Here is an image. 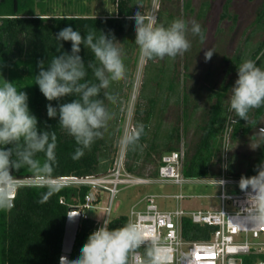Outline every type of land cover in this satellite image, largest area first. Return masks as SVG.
Returning <instances> with one entry per match:
<instances>
[{"label": "trees", "instance_id": "16d2710c", "mask_svg": "<svg viewBox=\"0 0 264 264\" xmlns=\"http://www.w3.org/2000/svg\"><path fill=\"white\" fill-rule=\"evenodd\" d=\"M48 0H0V76L9 82H14L18 90L26 92L30 111L37 117L38 130L43 127L46 130H54L56 133V159L53 164L51 178L70 179L87 178L106 173L113 163L112 148L114 144V133L116 120L109 122L104 135L93 140L91 146L76 159L71 157L74 150V141L58 125V118H49L46 115L45 105L47 103L57 104L56 100L47 101L38 87L35 85V75L38 72V62L47 67L48 60L54 55H59L57 42L54 34L66 25L74 30H79L83 36L89 29L100 30L106 34L111 31L114 41L127 36L132 29L133 21L128 19L133 12V5L128 0H117V13L104 16H92L89 14L88 6L84 5L77 12L55 13ZM85 1V0H83ZM207 2V1H206ZM79 11V12H78ZM158 21V18H157ZM263 36L251 45L254 46L245 58H250L264 67V27ZM134 33V31H133ZM135 35V33H134ZM251 36L248 41L252 40ZM247 41V42H248ZM60 51H69L70 42L60 41ZM82 60L87 62L91 54L83 45L80 46ZM249 50V49H248ZM247 50V51H248ZM244 59V58H242ZM224 60H227L224 57ZM153 63V60H150ZM149 61V62H150ZM142 85V92L146 87H153L152 96L146 98L149 102L157 105L159 100L155 99L157 88L164 87V77L160 78L159 70L151 79L147 78L148 65ZM241 62H233V73H236V65ZM169 70V84L172 89L170 100L165 107L171 103L188 104L189 94L184 89L185 79L191 76L190 72L185 74V79L178 80L175 76L174 65ZM166 70V66L164 67ZM166 72V71H164ZM234 77L229 83L219 90L209 93L211 103L201 124L198 125L197 140L193 149L181 151L179 142L181 139L179 125L175 124L162 133V122L149 137L152 130L150 124L151 110L145 115L138 109L134 124L140 121L144 124V133L140 137L139 144L135 150L126 152V167L129 171L146 176H155L160 165L161 156L169 151H180L183 153L182 169L185 176H218L222 173L219 166L222 160V140L226 122L230 119L234 122L230 137L235 140L239 133L247 134L259 122L264 114V105L249 112L248 121L234 117L233 113L227 111L226 98L229 89L234 82ZM184 89V91H183ZM141 97L145 98V96ZM165 92V90H164ZM66 96L60 99V103L71 100ZM213 99V101H212ZM158 106V105H157ZM154 111L162 110L158 107ZM184 115V113H183ZM191 114L184 123V128L189 126ZM151 128V129H150ZM176 138L174 141L173 139ZM147 149H142L143 145ZM136 152V154H134ZM264 154V140L260 146V153L252 163L246 167L241 175L245 177L256 174L257 165ZM134 156V162L130 159ZM142 160L139 164V160ZM153 163H155L153 165ZM236 173V172H235ZM17 178L36 179L24 168L15 172ZM49 177H43L45 179ZM44 182L23 183L18 186L15 197L12 199L13 206L10 209L0 210V264H58L61 254L62 239L65 229V221L68 207L72 203H79L85 199V195L91 190L88 184H76L71 182L57 183L60 187L48 193ZM63 200V201H61ZM128 216L125 214L113 217L108 225L109 229L122 226ZM95 229L93 219H83L80 224L75 246L71 257L78 254L79 247L85 242L88 234ZM215 227L210 225H199L193 223L189 218L183 219V235L187 239H208ZM255 258L254 255L245 257L246 264Z\"/></svg>", "mask_w": 264, "mask_h": 264}, {"label": "clouds", "instance_id": "9594fccd", "mask_svg": "<svg viewBox=\"0 0 264 264\" xmlns=\"http://www.w3.org/2000/svg\"><path fill=\"white\" fill-rule=\"evenodd\" d=\"M135 33L134 44L146 60L174 58L190 47L187 33L205 39L201 25L185 19L174 18L167 22L157 21L146 15L139 6L133 7L131 16ZM59 55L47 62H38L35 85L47 101L57 104L45 105L49 118H58V125L74 141L73 159L81 156L93 140L104 135L115 113L113 107L122 104L120 93L111 87L114 81L126 78V65L121 44H117L111 31L89 29L81 35L79 30L66 25L54 34ZM60 41L70 42L69 51H60ZM81 45L91 54L85 62L80 55ZM215 51L209 47L204 59H210ZM14 82L0 76V210L10 209L13 201L9 192L15 187V172L21 168L37 180L49 177L44 185L48 193L56 191L57 184L51 173L56 159V133L41 127L37 117L30 111L26 92L18 90ZM71 100L60 103L63 97ZM264 105V67L255 60L244 58L236 65V79L226 98L227 111L245 121L249 112ZM264 130V129H262ZM144 133L140 121L126 129L117 140L125 151L135 150ZM256 174L241 176L239 188L245 194V215L236 220L252 228L264 224V159L254 166ZM221 183L220 181H216ZM70 215H75L71 213ZM146 215L135 206L129 209L128 218L120 227L109 229L112 220L107 214L85 242L78 254L71 258L61 256L58 264H169L187 259L190 252L180 254L179 241H170L152 233V225L137 217ZM99 216V215H98ZM228 264H232L229 260ZM264 264V261L258 262Z\"/></svg>", "mask_w": 264, "mask_h": 264}, {"label": "rangeland", "instance_id": "374dc122", "mask_svg": "<svg viewBox=\"0 0 264 264\" xmlns=\"http://www.w3.org/2000/svg\"><path fill=\"white\" fill-rule=\"evenodd\" d=\"M128 1L133 6H139L140 10L146 15L158 18L159 22L182 18L190 25L192 21H195L201 25L205 33V39L200 40L199 36L188 32L187 38L190 41V47L187 51L174 58H154L152 59L153 63L140 56L139 50L134 44L133 23L131 32L117 41V44H121L127 72L125 79L114 81L111 85L113 89L120 93L122 104L113 107L115 113L113 119L116 120L117 125L112 148L113 163L110 168H112L120 154L121 148L118 146L117 140L126 129H131L135 126L134 119L138 115V109L142 111L139 114L144 115L147 110H151L149 116L152 120L150 124L152 130L149 131V137L154 134L161 122L162 133L168 131L172 125L177 124L181 135L179 142L181 151H191L197 140L198 125L204 120L206 111L211 103V100H209L211 89L219 90L233 77L236 79V73L232 71L233 62H237L239 59L242 60V58L249 55L254 46L249 48L246 43L251 45L256 40L261 39L263 36L262 28L264 27V0ZM47 5L51 6L55 13L77 12L84 5L88 6L89 14L92 16L117 13V0H48ZM251 36L253 39L247 42ZM209 47L215 52L210 59L205 61L204 51ZM224 57L227 60H224ZM148 62V74L150 75L147 78L151 79V77L159 73V70H163V72H160V78L164 77V87L161 86V89H155V99L160 101L157 103L158 106L155 105V107L154 103L149 102L146 98V96H152L153 87L148 86L142 92ZM261 63L264 65V61ZM172 64L175 66L173 73L178 80L182 81V79H185L187 72L191 74L190 77L184 80L185 84L183 86L188 91L189 102L188 104L184 102L176 105L171 100V103L164 109V104L169 102L172 94V89L169 86L171 83L169 70L167 69L168 67L170 69ZM165 66L166 70L164 69ZM141 92L145 98L141 97ZM153 107L162 108V110L154 111ZM188 114H191V117H189V126L185 129L184 123L188 119L186 118ZM230 117L226 122L222 137V160L219 166H215V169L217 170L220 167L222 171L224 170L227 177H238L243 176L241 173L260 153V146L264 140V132L261 131V128H264V114L249 133H239L235 140L230 137L234 124ZM113 119L110 123H112ZM173 140L175 141L176 138ZM145 145H143L141 150L147 149ZM262 159H264V154ZM139 161L140 164L142 160L140 159ZM130 162H134V156H132ZM229 190L231 192L238 191V189ZM220 191L219 186L206 183H191L182 186L159 183L124 186L121 187L114 199L111 218L127 214L130 207L148 193L158 195L192 194L191 198H185L181 201V206L185 209L220 207L221 202L217 197ZM101 196L104 201L107 200L105 193H102ZM157 200L160 206L168 205L171 208H175L177 205L174 199L159 197ZM89 214L100 216L102 211L89 210Z\"/></svg>", "mask_w": 264, "mask_h": 264}, {"label": "built area", "instance_id": "2783aa9c", "mask_svg": "<svg viewBox=\"0 0 264 264\" xmlns=\"http://www.w3.org/2000/svg\"><path fill=\"white\" fill-rule=\"evenodd\" d=\"M264 128H261V131ZM126 151L120 150L112 168L106 173L87 178L54 179L56 183L71 182L76 184H88L91 190L85 195V199L79 203H72L81 211V222L83 219H93L95 228L99 226L107 214L111 220V211L115 197L121 187L139 184H174L184 185L191 183H206L220 187L217 197L220 199V207H203L198 209H185L181 201L191 198L192 194L175 193L158 195L145 194L138 199L130 208L136 207L138 211L146 213L137 217L152 225V233L163 239L179 241V252L184 254L190 252L187 259H181L178 264H246L245 257L254 255L255 258L249 264H258L264 261V224L251 227L236 222L245 215V194L239 188L238 182L241 176L227 177L224 170L220 176H185L182 169L183 153L180 151H169L161 156L160 165L155 176L138 175L129 171L125 165ZM50 178L25 179L17 178L16 187L8 194L11 199L16 195L18 186L23 183L44 182L48 183ZM220 181L221 183H217ZM229 189H238L231 192ZM102 193L107 195V200L102 199ZM164 197L174 199L177 203L175 208L168 205L160 206L158 198ZM63 201V200H61ZM89 210H101L102 215H90ZM128 216V213L126 214ZM189 218L193 223L199 225H210L215 227L208 239L191 240L183 235V219ZM81 224V223H80ZM169 264H176L170 260Z\"/></svg>", "mask_w": 264, "mask_h": 264}, {"label": "water", "instance_id": "95a60500", "mask_svg": "<svg viewBox=\"0 0 264 264\" xmlns=\"http://www.w3.org/2000/svg\"><path fill=\"white\" fill-rule=\"evenodd\" d=\"M71 213L75 215H70ZM80 223L81 211L75 205H70L67 210L60 257L71 258Z\"/></svg>", "mask_w": 264, "mask_h": 264}, {"label": "flooded vegetation", "instance_id": "af4514ba", "mask_svg": "<svg viewBox=\"0 0 264 264\" xmlns=\"http://www.w3.org/2000/svg\"><path fill=\"white\" fill-rule=\"evenodd\" d=\"M228 83H229V81H228L225 85H227ZM225 85H224V86H225Z\"/></svg>", "mask_w": 264, "mask_h": 264}, {"label": "crops", "instance_id": "0c3cea01", "mask_svg": "<svg viewBox=\"0 0 264 264\" xmlns=\"http://www.w3.org/2000/svg\"><path fill=\"white\" fill-rule=\"evenodd\" d=\"M248 41V40H247ZM257 41V40H256Z\"/></svg>", "mask_w": 264, "mask_h": 264}]
</instances>
